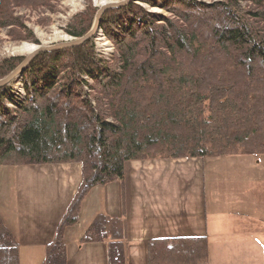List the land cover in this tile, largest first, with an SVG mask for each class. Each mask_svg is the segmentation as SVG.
Here are the masks:
<instances>
[{"label": "trees", "instance_id": "16d2710c", "mask_svg": "<svg viewBox=\"0 0 264 264\" xmlns=\"http://www.w3.org/2000/svg\"><path fill=\"white\" fill-rule=\"evenodd\" d=\"M54 1L63 0H0V30L24 27L19 8ZM134 1L102 14L110 61L95 58L89 39L33 57L22 92L0 86V167L81 165L41 264H67L64 232L84 196L122 180L128 161L264 155V0H165L168 17ZM95 11L76 14L67 33L83 37ZM23 58L1 59L0 79ZM124 229L123 219L98 213L79 243H106L107 264H127ZM19 249L0 217V264H20ZM147 252L148 264L208 263V238H157Z\"/></svg>", "mask_w": 264, "mask_h": 264}, {"label": "crops", "instance_id": "0c3cea01", "mask_svg": "<svg viewBox=\"0 0 264 264\" xmlns=\"http://www.w3.org/2000/svg\"><path fill=\"white\" fill-rule=\"evenodd\" d=\"M122 180L95 186L65 230L67 264H107V244L79 243L98 213L125 222L127 264H148L157 238H208V263L264 264V155L128 161ZM82 180L79 163L0 167V217L20 264H41Z\"/></svg>", "mask_w": 264, "mask_h": 264}, {"label": "rangeland", "instance_id": "374dc122", "mask_svg": "<svg viewBox=\"0 0 264 264\" xmlns=\"http://www.w3.org/2000/svg\"><path fill=\"white\" fill-rule=\"evenodd\" d=\"M131 1L132 0H63L54 1L48 7L19 8L16 11V15L22 17V25L24 27L21 26L19 29L7 27V29L0 30V60L9 56H27L28 53L19 50L23 43H32L43 47L59 45L66 41L77 39L78 37H72L67 33L68 24L76 14L86 10L90 6L96 10L91 23L92 26L89 29L90 31L94 27V21L100 8L104 6L106 7L103 10L104 13L105 10L122 7V5H126ZM156 1L158 3L156 7H151L150 5L137 0L134 2L149 12L160 13L165 17L171 16L169 12L162 8V4L165 0ZM102 14L100 15L98 28L93 32L89 39L93 47L95 58L100 60L103 58L106 61H110L116 50L113 42L103 33L100 24ZM11 30H16L14 31L16 33H13ZM19 30H21V35L17 37L15 35L19 33ZM21 75L10 80L8 83V85L13 88L14 93L22 92L20 85Z\"/></svg>", "mask_w": 264, "mask_h": 264}, {"label": "water", "instance_id": "95a60500", "mask_svg": "<svg viewBox=\"0 0 264 264\" xmlns=\"http://www.w3.org/2000/svg\"><path fill=\"white\" fill-rule=\"evenodd\" d=\"M106 7H102L99 9V13L97 14V17L94 21V27L87 33L85 34L83 37L77 38V39H73L71 41H66L63 44H59V45H54V46H38V48L32 52L31 54H28L27 56H25L22 61L21 64L15 68L14 70H12L8 76L0 79V86L5 85L7 83L10 82V80H13L15 77L19 76L22 74L24 68L28 65V63L30 62V60H32V58L39 54L42 53L43 51H55L57 49H66V47H74L77 46L78 44L83 43L84 41H86L87 39H89L91 37V35L93 34V32L98 28L99 26V19H100V15L103 13V10Z\"/></svg>", "mask_w": 264, "mask_h": 264}, {"label": "bare ground", "instance_id": "6f19581e", "mask_svg": "<svg viewBox=\"0 0 264 264\" xmlns=\"http://www.w3.org/2000/svg\"><path fill=\"white\" fill-rule=\"evenodd\" d=\"M38 48L37 45L35 44H28V43H23V45L20 47L19 50L21 51H25L28 54H31L32 52H34L36 49Z\"/></svg>", "mask_w": 264, "mask_h": 264}]
</instances>
